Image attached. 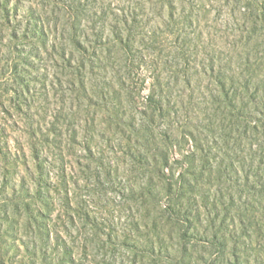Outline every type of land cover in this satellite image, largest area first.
Masks as SVG:
<instances>
[{"label": "rangeland", "instance_id": "1", "mask_svg": "<svg viewBox=\"0 0 264 264\" xmlns=\"http://www.w3.org/2000/svg\"><path fill=\"white\" fill-rule=\"evenodd\" d=\"M0 264H264V0H0Z\"/></svg>", "mask_w": 264, "mask_h": 264}]
</instances>
